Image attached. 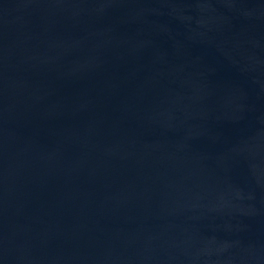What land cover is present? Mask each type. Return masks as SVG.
Masks as SVG:
<instances>
[{
	"label": "water",
	"instance_id": "1",
	"mask_svg": "<svg viewBox=\"0 0 264 264\" xmlns=\"http://www.w3.org/2000/svg\"><path fill=\"white\" fill-rule=\"evenodd\" d=\"M0 264H264V0H0Z\"/></svg>",
	"mask_w": 264,
	"mask_h": 264
}]
</instances>
